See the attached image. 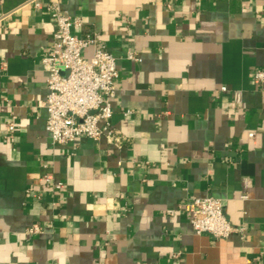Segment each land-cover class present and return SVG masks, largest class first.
Instances as JSON below:
<instances>
[{"label":"crops","instance_id":"0c3cea01","mask_svg":"<svg viewBox=\"0 0 264 264\" xmlns=\"http://www.w3.org/2000/svg\"><path fill=\"white\" fill-rule=\"evenodd\" d=\"M52 1L116 59L112 139L47 131ZM257 70L264 0H0V264H264ZM202 197L243 234L197 235Z\"/></svg>","mask_w":264,"mask_h":264},{"label":"built area","instance_id":"2783aa9c","mask_svg":"<svg viewBox=\"0 0 264 264\" xmlns=\"http://www.w3.org/2000/svg\"><path fill=\"white\" fill-rule=\"evenodd\" d=\"M48 10L58 25V32L41 61L47 73L48 94L44 106L52 142L71 145L81 137L99 141L105 135L112 139V100L116 96L115 81L119 75L116 59L103 46L98 33L77 36L74 32L82 27V20L72 17L59 2L52 1ZM90 48L92 55L87 57L86 51ZM128 57L139 60L134 53H129ZM253 80L263 85L264 70H257ZM9 129L13 131L14 126L10 124ZM45 180L51 183L53 179L45 176ZM185 209L197 235L228 239L244 232L243 227H236L228 220L218 198H197ZM41 231L40 225H33L27 233L36 235Z\"/></svg>","mask_w":264,"mask_h":264}]
</instances>
